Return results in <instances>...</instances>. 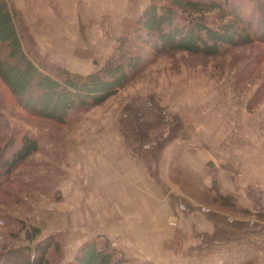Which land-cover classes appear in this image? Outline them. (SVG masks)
Masks as SVG:
<instances>
[{
  "label": "rangeland",
  "instance_id": "obj_1",
  "mask_svg": "<svg viewBox=\"0 0 264 264\" xmlns=\"http://www.w3.org/2000/svg\"><path fill=\"white\" fill-rule=\"evenodd\" d=\"M6 1L30 56L85 74L118 54L129 31L134 40L129 23L152 0ZM240 2L249 17L264 8V0ZM0 103L8 131L41 145L0 188V246L25 243V224L40 228L37 241L57 236L61 253L52 263L108 239L131 264H264V222L221 208L209 193L216 182L238 207L264 209L230 190L264 197V43L216 58H146L124 88L62 125L26 114L1 82ZM190 204L196 213L184 212ZM227 225L231 241L211 239Z\"/></svg>",
  "mask_w": 264,
  "mask_h": 264
},
{
  "label": "trees",
  "instance_id": "obj_2",
  "mask_svg": "<svg viewBox=\"0 0 264 264\" xmlns=\"http://www.w3.org/2000/svg\"><path fill=\"white\" fill-rule=\"evenodd\" d=\"M240 1L152 0L140 17L129 23L134 40L129 31L120 40L118 54L99 70L83 74L48 66L30 56L23 46L17 10L0 0V82L29 116L66 124L71 116L101 105L124 88L146 58L178 52L216 58L228 47L264 43V8L255 11L257 18L249 17ZM209 14H215L218 21L209 20ZM5 116L0 103V188L20 168L27 167L41 147L30 135L9 132ZM213 190L214 204L264 222V209L254 212L238 207L234 197L221 193L216 182L209 193ZM20 230L25 232V243L0 246V264H131L108 239L86 242L68 263H61V255L52 263L51 258L61 253L57 236L37 241L40 228L23 224Z\"/></svg>",
  "mask_w": 264,
  "mask_h": 264
},
{
  "label": "crops",
  "instance_id": "obj_3",
  "mask_svg": "<svg viewBox=\"0 0 264 264\" xmlns=\"http://www.w3.org/2000/svg\"><path fill=\"white\" fill-rule=\"evenodd\" d=\"M191 145L192 146H189V149L194 150V151H198L199 149H201V150L204 149V148H202L201 145H199L197 143H192ZM188 156H189L188 157L189 158L188 164L191 166L190 163H193L194 161L191 158L192 157L191 155H188ZM190 160H191V162H189ZM191 167H194V166H191ZM161 188L164 190L163 186H161ZM230 190L233 191L234 193H236L237 197L243 199L242 202L246 206L248 204H250L252 207L253 206L255 207V205L257 203H260L262 205V202L264 201V197L262 195H260V196L256 195V193L254 191L253 192L249 191V190L246 191V189H245V191H246L245 192V191L237 190L236 187H234V186H232V188H230ZM165 192H166V195L169 196L170 198L175 197V199H180V197L178 195L172 193V190H169L168 192L165 191ZM184 212H186L187 214H194L197 212V209L194 207V205L190 204L187 208H184ZM231 231L232 230H231V228L228 227V225L227 226H220V227H218V229L211 231L209 236L211 237L212 240H217L218 238L216 236H218V234L220 233L221 241H223V243H225V242L231 241V239H232L231 238V235H232Z\"/></svg>",
  "mask_w": 264,
  "mask_h": 264
}]
</instances>
